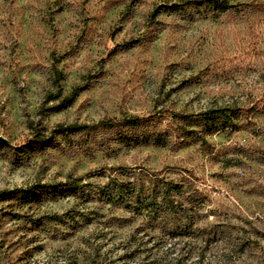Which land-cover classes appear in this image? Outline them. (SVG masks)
Segmentation results:
<instances>
[{"label":"rangeland","instance_id":"rangeland-1","mask_svg":"<svg viewBox=\"0 0 264 264\" xmlns=\"http://www.w3.org/2000/svg\"><path fill=\"white\" fill-rule=\"evenodd\" d=\"M219 1L0 0V264H264V0ZM140 174L192 232L102 198Z\"/></svg>","mask_w":264,"mask_h":264},{"label":"trees","instance_id":"trees-1","mask_svg":"<svg viewBox=\"0 0 264 264\" xmlns=\"http://www.w3.org/2000/svg\"><path fill=\"white\" fill-rule=\"evenodd\" d=\"M213 4H220V8H227V4L224 1L219 0H208ZM212 110L206 111L199 116V122L201 126L204 127V132L208 133L212 128ZM175 118L181 121H188L194 116L193 114H174ZM149 120L143 119L137 116H130L124 118H114L109 120L100 121L94 128H114V127H128V128H143L148 125ZM71 129H76L81 127L71 126ZM159 134V135H158ZM160 132L157 133L156 144L158 146H166V142L161 141ZM183 139L187 140L186 136ZM152 175L140 174L137 177L139 183L134 181H113L111 184L107 185L102 193V198L119 204H124L126 207L135 208L140 211L150 209L154 217L157 219L159 213L162 209L171 210L174 216L170 217L168 223L172 225V228L176 230L178 234L184 235L189 234L193 230V219L191 216L184 221V217L188 216L186 214V209L183 207L181 200H187L184 197V183L174 182L166 180L159 177H151ZM149 184V187L146 186ZM75 188V187H74ZM179 197L177 200L176 197ZM193 202L191 199L188 203ZM164 223V225L168 224Z\"/></svg>","mask_w":264,"mask_h":264},{"label":"water","instance_id":"water-1","mask_svg":"<svg viewBox=\"0 0 264 264\" xmlns=\"http://www.w3.org/2000/svg\"><path fill=\"white\" fill-rule=\"evenodd\" d=\"M0 141H4V140L0 137Z\"/></svg>","mask_w":264,"mask_h":264}]
</instances>
